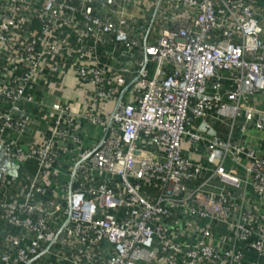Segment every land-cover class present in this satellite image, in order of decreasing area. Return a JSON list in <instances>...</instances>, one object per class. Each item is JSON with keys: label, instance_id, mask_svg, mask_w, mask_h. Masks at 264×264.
<instances>
[{"label": "built area", "instance_id": "2783aa9c", "mask_svg": "<svg viewBox=\"0 0 264 264\" xmlns=\"http://www.w3.org/2000/svg\"><path fill=\"white\" fill-rule=\"evenodd\" d=\"M0 52V148L26 177L0 175V264H264V152L233 137L264 130V0H0ZM68 70L77 110L47 102Z\"/></svg>", "mask_w": 264, "mask_h": 264}, {"label": "crops", "instance_id": "0c3cea01", "mask_svg": "<svg viewBox=\"0 0 264 264\" xmlns=\"http://www.w3.org/2000/svg\"><path fill=\"white\" fill-rule=\"evenodd\" d=\"M4 56V52H0V61ZM1 64V62H0ZM54 83L47 84L45 89L50 92L47 102L52 103L59 94H61L64 103H69L72 107V110H77L82 105L83 92L78 89V85L76 83L75 77L72 73V70L66 71V75L64 73L59 75V79L53 80ZM87 87H91L88 85ZM252 104L258 106L260 109L264 110V95L262 97H256L255 99H251ZM110 103V102H109ZM113 107V106H112ZM111 107V108H112ZM110 108V109H111ZM25 109L27 112L32 113L33 116H36L30 125L27 127L25 135L22 136V140L32 141L41 139V132L45 127V123L42 119H40L35 113V108L32 104H25ZM227 120L224 119L222 122L217 121L215 118L209 120V125L213 127L220 135H225L227 132ZM239 124V122H237ZM233 137L235 141H241L242 145L245 147L252 146L255 148L257 153L264 152V130H257L253 127H250L245 134H242L237 128L233 133ZM91 138V137H90ZM183 152L186 153L190 158H200L202 159V154L200 153H191L187 151V148L184 147ZM65 157V156H64ZM224 166L226 169L235 172L241 179L248 180L249 174L246 171L249 163L246 159L238 154V161H233L229 157L224 161ZM32 167V166H31ZM5 174L7 176H15V180L18 181L19 184H23L25 181V175L22 170L16 166L13 161H11L5 154H3L0 148V175ZM249 177V178H248ZM245 183V181L243 182ZM241 183V185H245ZM248 189H246L247 191ZM250 196V203L253 202V198ZM261 209L264 212V198L262 200ZM247 257L254 258L251 252L246 253Z\"/></svg>", "mask_w": 264, "mask_h": 264}, {"label": "rangeland", "instance_id": "374dc122", "mask_svg": "<svg viewBox=\"0 0 264 264\" xmlns=\"http://www.w3.org/2000/svg\"><path fill=\"white\" fill-rule=\"evenodd\" d=\"M113 102H110L106 105V109H110L113 106ZM88 134L91 138H89L87 135ZM100 136H102V130L101 127L98 126H92L89 123H85L84 127H83V132H82V138H83V144L84 146H87L89 143L93 142V138H99ZM28 169L30 171H33V167L29 166ZM58 176L60 177H65L67 179V176L65 175V169L64 167H58ZM51 186L55 187V190L59 193H61V187L56 185L55 180L51 179ZM62 181H60L61 184ZM59 184V185H60Z\"/></svg>", "mask_w": 264, "mask_h": 264}]
</instances>
